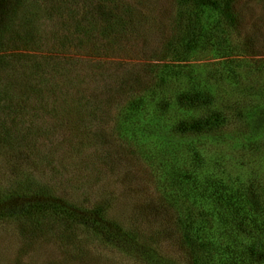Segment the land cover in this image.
<instances>
[{
    "label": "rangeland",
    "instance_id": "obj_1",
    "mask_svg": "<svg viewBox=\"0 0 264 264\" xmlns=\"http://www.w3.org/2000/svg\"><path fill=\"white\" fill-rule=\"evenodd\" d=\"M203 1L0 13V264H264V0Z\"/></svg>",
    "mask_w": 264,
    "mask_h": 264
},
{
    "label": "trees",
    "instance_id": "obj_2",
    "mask_svg": "<svg viewBox=\"0 0 264 264\" xmlns=\"http://www.w3.org/2000/svg\"><path fill=\"white\" fill-rule=\"evenodd\" d=\"M24 1L25 0H0V13L4 15L5 13H7V9H12V10L20 9V7L22 6ZM85 1H91V0H81V5L83 7H85V5H86ZM100 1L102 2L103 0H100ZM46 2H47L48 8L51 10V16L52 17H54L57 14V12L60 13L61 16L62 15H71L72 11L74 10L73 7L70 5L69 0H46ZM202 4L203 5L209 4L210 5V1L205 0L202 2ZM92 6L93 5H91L90 7H92ZM92 8H94V7H92ZM93 15H94V13H93V11H91L90 16H93ZM74 19H75L74 17L68 19V21L65 22V27L70 29L72 25L71 26H69V25L74 23ZM109 22H110V19L108 18V23ZM84 26L85 25H81L80 23H76L75 24L76 31L78 32V29H82V30H84V32H87V27L85 28ZM11 30L13 31L10 24L8 22L6 23L3 18L0 19V51L4 48V43H3L4 37L6 35H8V33L11 32ZM26 34H27V36H30L29 33L26 32ZM83 34L87 35V33H83ZM5 46H6V44H5ZM1 100H2V94L0 93V103H1ZM186 100L190 101L194 105L199 104L198 102L201 101V100H199V98L197 96H194V97L193 96H187ZM15 107H17V106L15 103H13V104H11L10 107L9 106H1L0 110L3 112V115H9L7 110H11ZM10 112H12V111H10ZM188 125H189L188 123L184 122V123H182V128L184 130H188L189 129ZM0 128H1L0 129L1 132H3L4 126L0 125ZM0 144L1 145H5V144L8 145L7 142L4 143V139L2 141H0ZM1 197H3L2 202L4 203V198L6 197V194L1 192L0 198ZM32 216H36L34 212H31L29 214V219H34V221L36 222L34 217L31 218ZM32 223H33V221H32ZM25 233H26V229H25Z\"/></svg>",
    "mask_w": 264,
    "mask_h": 264
}]
</instances>
